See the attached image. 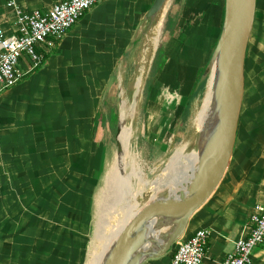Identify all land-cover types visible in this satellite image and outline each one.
Masks as SVG:
<instances>
[{"label":"crops","instance_id":"1","mask_svg":"<svg viewBox=\"0 0 264 264\" xmlns=\"http://www.w3.org/2000/svg\"><path fill=\"white\" fill-rule=\"evenodd\" d=\"M9 1L0 0V28L11 34L16 17ZM61 1L15 0L26 10H45ZM139 1H99L55 47L45 51L38 68L31 70L24 58V78L0 93V239L12 236L0 246V264L3 252L18 258L9 264L35 263L22 256L33 244L30 235L21 231L24 226L9 225L10 218L21 217L20 203L27 196L44 203L58 202V191L65 196L63 202L90 198L99 152L95 131L104 113L100 101L106 85L119 73L121 57L146 21L151 4L142 9ZM214 1L211 13L221 27L225 0ZM70 180L74 182L69 184ZM259 203L264 204V0H257L245 61L243 103L228 169L210 199L191 217L182 238L209 229L204 264H221L235 241L248 235L250 215ZM176 247L175 243L167 253L142 264H170ZM251 264H264V243L254 248Z\"/></svg>","mask_w":264,"mask_h":264},{"label":"rangeland","instance_id":"2","mask_svg":"<svg viewBox=\"0 0 264 264\" xmlns=\"http://www.w3.org/2000/svg\"><path fill=\"white\" fill-rule=\"evenodd\" d=\"M139 2L140 8L145 9L150 4L151 7L154 0ZM214 2V0H169L163 22L153 33V35L155 32L161 34L152 58L154 62L159 51L160 67L158 66L153 72L151 61L139 92L133 85L139 68L137 52L144 39V36L141 37L142 31L132 41L128 48L129 55L121 57L118 64L119 73L115 74L109 85H106L100 101V108L104 113L100 114V124L95 131L99 152L96 153L98 163L91 179L90 198L88 201L77 203L63 202L66 200L65 196L58 191V202L44 203L35 197L31 196V199L27 196V201L20 203L21 217L10 218L9 221L11 227L24 226L21 231L30 235L31 243L33 242L26 249V254L23 253V257L34 260L36 264H86L91 242L100 236L99 232L104 220L110 221L114 216L112 212L106 210L115 199L109 194V190L113 189L114 185L107 186V167L117 158V142L120 141L118 128L122 127V124L128 126L132 132L126 148L127 155L130 153L126 160V178L131 172L132 164H136L142 172L141 176L147 180L140 181L138 177H131L130 181L123 184V190L126 192L125 199L118 204L120 209L130 200L134 201L132 194L135 195V191L141 192L136 200L140 202V208L148 198L147 190L151 188L150 183L164 174L165 167L174 156L179 162L194 164L192 151H197V137L192 124L195 111L201 105V97L207 82V77L201 80L198 76L202 66L205 63L209 64L213 53V41L221 31L211 13ZM169 19L175 21L173 28L168 25ZM157 70L160 71L159 75H156ZM191 93L193 96L189 98ZM123 102H126L128 110L125 114H123ZM105 114L108 115L107 119ZM177 151L183 153L177 155ZM192 173L193 171L191 175ZM104 174H106L105 179H103ZM58 175L60 177V174ZM72 182L74 181L70 180L68 183ZM142 193L147 196L144 197ZM156 198L158 195L152 199ZM34 213L38 214V217H30ZM119 216H122V212L115 217L116 220ZM27 223L28 228L25 227ZM13 232L14 230L11 233ZM11 239V234L0 239V246ZM1 256H3L1 264H9L12 260L18 261L17 257H9L6 252Z\"/></svg>","mask_w":264,"mask_h":264},{"label":"water","instance_id":"3","mask_svg":"<svg viewBox=\"0 0 264 264\" xmlns=\"http://www.w3.org/2000/svg\"><path fill=\"white\" fill-rule=\"evenodd\" d=\"M169 0H154L146 15L145 36ZM257 0H225L223 26L201 80L216 63L214 132L198 144V163L186 190L149 201L127 223L103 264H142L170 251L191 217L210 199L223 179L235 146L245 88V61ZM129 51L126 52V56ZM121 127L118 128L120 132ZM118 156L124 154L118 141ZM158 219V221H155ZM169 227V230H164ZM156 230L158 232H156ZM153 245V247H152Z\"/></svg>","mask_w":264,"mask_h":264},{"label":"built area","instance_id":"4","mask_svg":"<svg viewBox=\"0 0 264 264\" xmlns=\"http://www.w3.org/2000/svg\"><path fill=\"white\" fill-rule=\"evenodd\" d=\"M99 1L63 0L45 10H26L10 0L9 5L15 8L16 29L9 34L0 28V93L24 78V58L29 60L31 70L38 68L45 60V51L55 47ZM249 224L248 235L235 241L233 250L221 264H251L254 248L264 243V204L253 207ZM210 235L209 229L202 228L179 239L170 264H204Z\"/></svg>","mask_w":264,"mask_h":264},{"label":"bare ground","instance_id":"5","mask_svg":"<svg viewBox=\"0 0 264 264\" xmlns=\"http://www.w3.org/2000/svg\"><path fill=\"white\" fill-rule=\"evenodd\" d=\"M166 10H167V5L161 11L159 16L156 18L154 24L152 25V27L148 31V33L144 36V39L142 40V44H140V46L138 48L137 53L139 55V57H138L139 58V66H138L139 68H137L138 70L136 72L135 85H133L135 87L136 91H138V92L142 89L143 82H144L145 76L147 74L149 65H150L152 58L154 56L156 47H158L157 45H158V41H159V36L161 34L155 32V34L153 35L154 30L157 28L158 25H160L163 22ZM144 24H146V23H144ZM143 26H145V25H143ZM143 29H144V27L141 29V31H143ZM147 40H148V42H147ZM216 79H217L216 63L213 62L210 66L209 74L207 76V82L205 85L206 89L204 91L203 96L201 97V99H202L201 105L195 111L194 121L192 124V126H194L193 131L194 132L196 131L195 133H196V137H197L196 138L197 139V151H192L194 153V164H187V162H179L178 158L176 159L175 156L171 159V161L169 160L170 163H169V165H167V167H165L164 174L161 173L162 174L161 176H159L153 182L150 183L151 188H149V190H147L149 192L148 198L145 200L146 203L144 202V204L140 208H139L140 202H136V200H137V197L141 194V192H137L135 190H134L135 195L132 194V198L134 197V201L132 202V200H130V202H128L127 205H124L122 207V209H120V207H118V204H120L123 201V199H125V192L126 191L123 190V184L125 182L130 181L131 177H138L140 179V181H142V180L144 181L146 179L144 176H141L142 172L139 171L136 164H132L131 172L128 174V178H126V176H127L126 175L127 171L125 170V169H127V161L126 160H127V156L130 154L129 153L127 155L126 148H127V145L130 141L132 132L128 126H125V124H122L121 130L119 133L120 134L119 140L123 143L125 152L121 156L117 155L116 160L109 167H107L108 168V170H107V173H108L107 186L110 187L112 184L114 185L113 189L109 190V194L111 196H113L115 199H114L113 203L108 205V209H106V210L112 212L114 216H113V218H111L110 221L108 219L104 220V222L102 224V228L99 232L100 236L96 237L91 242V245H90L89 250H88V257H87L86 264H103L104 259L106 258L108 252L110 251L111 247L113 246L114 242L118 238L121 231L124 229V227L130 221V219L138 211H140V209L144 205H146L149 201L153 200L152 198L155 197V195H158V198H161L162 196H168V195H171L173 193L176 194L181 189H184V190L187 189V187L189 186L190 182L192 181V179L194 177V174H195V171L197 168V163H198V158H199L198 157V155H199L198 144H200V142L202 141V139L204 137L212 134L214 132L215 127H216L217 120H215V116H214L215 115L214 98H215V89L217 86ZM123 86L125 87V85H123ZM122 108H123V114H125V111H128L126 102H123ZM140 113H142V112L140 111ZM184 144H186V143H184ZM183 149H184V147H183ZM176 153H177V155H179L183 152L177 151ZM192 171H193V173L191 175ZM105 178H106V174H104V176H103V179H105ZM127 179H129V180H127ZM141 183H146V182H141ZM147 183H149V182H147ZM142 195L144 197L147 196L146 194H143V193H142ZM128 199H129V197H128ZM121 212H122V216L121 217L119 216L118 219L116 220L115 217H117L119 214H121ZM104 218H106V216ZM155 221H158V219H155L154 222ZM169 229L170 228L167 227L164 230H169ZM156 232H158V231L156 230ZM94 237H95V235H94ZM152 247H153V245H152Z\"/></svg>","mask_w":264,"mask_h":264},{"label":"trees","instance_id":"6","mask_svg":"<svg viewBox=\"0 0 264 264\" xmlns=\"http://www.w3.org/2000/svg\"><path fill=\"white\" fill-rule=\"evenodd\" d=\"M224 12H225V9H224ZM224 12H223V16H222V21H221V27H220V30L222 29V26H223V20H224ZM168 25L171 27V28H173V26L175 25V21L173 20V19H169V23H168ZM220 33H221V31H220ZM219 36H220V34H219ZM218 41V40H217ZM216 44H217V42L215 43V45H214V48H215V46H216ZM214 50V49H213ZM213 52V51H212ZM159 51L157 52V55H156V57H155V59H154V62H153V68H152V70H153V72L154 71H156V69L158 68V66H159V64H158V58H159ZM206 66H207V64H205L204 66H202V68L200 69V73H199V76H198V79H201V77H202V75H203V73H204V71H205V69H206ZM160 67V66H159ZM160 74V71H158L157 70V73H156V75H159ZM151 83H153V82H151ZM148 85H150L151 86V84H148ZM194 90V89H193ZM192 90V91H193ZM192 94V93H191ZM193 96V94L189 97V98H191ZM105 119H107L108 118V115L107 114H105Z\"/></svg>","mask_w":264,"mask_h":264}]
</instances>
